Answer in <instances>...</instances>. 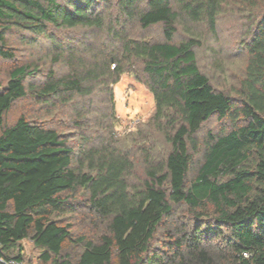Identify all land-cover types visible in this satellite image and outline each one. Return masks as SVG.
Here are the masks:
<instances>
[{"label":"trees","instance_id":"16d2710c","mask_svg":"<svg viewBox=\"0 0 264 264\" xmlns=\"http://www.w3.org/2000/svg\"><path fill=\"white\" fill-rule=\"evenodd\" d=\"M223 2L0 0V56L6 59L14 56L8 32L41 34L48 25L100 28V4L116 5L121 17L143 28L160 23L164 37L109 34L119 44L108 54L94 51L86 62L69 50L68 72L49 74L29 88L25 78L35 66L9 70L0 86V264L21 262L25 238L40 249L38 264H264V12L251 17L240 40L247 61L233 97L200 70L195 49L204 34L189 26L203 23L216 35ZM177 25L189 33L175 42ZM133 60L140 61L153 94L154 126L169 143L162 154L145 147L138 184L128 179L130 154L112 138L76 146L73 136L24 114L4 121L12 103L30 90L43 102L89 95L95 85L115 82ZM79 115L75 110V127H82ZM212 115L228 118L230 126L208 133L190 177L189 146ZM79 189L84 200L77 198ZM79 205L98 229L75 237L63 215Z\"/></svg>","mask_w":264,"mask_h":264},{"label":"rangeland","instance_id":"374dc122","mask_svg":"<svg viewBox=\"0 0 264 264\" xmlns=\"http://www.w3.org/2000/svg\"><path fill=\"white\" fill-rule=\"evenodd\" d=\"M254 3L257 5L252 6L251 0H224L216 20V35H210L212 33L206 30L203 23H189L193 34H204L201 46L195 49L200 70L208 76L215 89L233 97H236L239 79L247 61V53L240 40L251 28V17L264 12V0H254ZM97 10H100L103 17L100 28H57L48 25L41 34L17 30L8 32L7 38L14 56L11 59L0 56V86L6 83L9 70L14 65L30 63L37 68L32 75L25 78V86L29 88L31 85L41 84L49 74L59 76L68 72L67 58L71 52L73 56H80L86 62L92 61L90 58L94 51L104 50L103 53L108 54L119 44L109 34H126L136 40L164 39L160 23L143 28L135 19L121 17L114 4H100ZM188 33L183 26L177 25L172 40L177 42ZM146 80L140 61L133 60L115 82L97 84L89 95L67 94L62 99L49 97L47 102H43L33 96V91L27 90L28 93L15 100L6 111L4 121L10 124L19 114H24L27 118L40 120L65 135L73 136L71 142L76 146L81 142L83 145L98 142L101 137L112 138L113 144L130 154L133 168L128 179L138 184V180L143 178L145 147L153 146L152 152L155 154H162L169 148V143L151 119L154 99ZM75 110L80 112L82 127H75L72 122ZM229 126L228 118H218L216 115L202 123L195 134L194 145L189 146L192 155L190 177L202 160L208 133L221 134ZM78 134L90 140H82ZM76 195L79 200H84L85 194L81 189ZM80 205L63 215L65 221L70 222L75 237L89 235L98 229V226L95 228L89 221L90 211ZM20 245L22 260L19 264H38L40 249L28 238L22 239Z\"/></svg>","mask_w":264,"mask_h":264}]
</instances>
